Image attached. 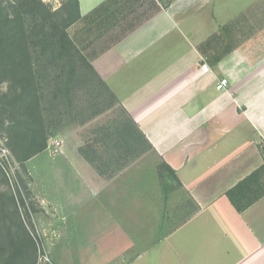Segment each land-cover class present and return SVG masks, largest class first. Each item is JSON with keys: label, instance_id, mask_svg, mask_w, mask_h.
Returning <instances> with one entry per match:
<instances>
[{"label": "crops", "instance_id": "0c3cea01", "mask_svg": "<svg viewBox=\"0 0 264 264\" xmlns=\"http://www.w3.org/2000/svg\"><path fill=\"white\" fill-rule=\"evenodd\" d=\"M79 10L70 37L153 149L106 177L64 142L52 172L67 197L49 228L62 254L48 262L264 264V194L242 211L227 196L264 167V0ZM163 162L179 182L161 181Z\"/></svg>", "mask_w": 264, "mask_h": 264}, {"label": "rangeland", "instance_id": "374dc122", "mask_svg": "<svg viewBox=\"0 0 264 264\" xmlns=\"http://www.w3.org/2000/svg\"><path fill=\"white\" fill-rule=\"evenodd\" d=\"M41 2L44 7L40 6L38 17L32 11L35 6L27 0H0L2 25L7 16L15 17L24 10L22 12L26 17L27 35L29 34L32 44L36 45L33 53L36 61L34 77L38 87L41 117L45 132L50 134L45 150L19 163L13 154V149H19L15 141L19 133L12 134L8 128L7 123L12 114L11 107L6 103L21 90L18 85L12 90L7 83L0 84V232L7 235L11 231L16 238H20L23 225L24 230L29 231L41 246L40 261L48 262L52 258L57 260V256L60 259L62 254L63 237L60 229L55 231L49 228L59 225L57 217H61L62 206L64 208L61 202L67 197L58 180L61 179V173L52 172V167L60 165L62 169L61 165L68 164L62 156V147L66 144L64 142L78 150L79 147L88 148L85 147L87 144H93V152L106 156L115 154L118 151L112 147V140L118 138L116 128L125 115L117 99L111 96V92L78 56L55 59V55L51 56L49 53L51 47L48 42L53 35L54 26L62 17L68 19L75 10L77 0ZM22 7L25 8L21 9ZM16 27L13 26L14 29ZM18 30L19 28L16 29ZM40 41L43 44L46 42V47L39 45ZM7 52L5 49L0 51L5 54ZM0 57L5 56L0 54ZM59 88L63 90L57 97ZM8 107L9 110H6ZM107 138L110 140L107 141ZM95 139L98 141L95 142ZM103 143H107V146ZM22 151L26 153L31 148L26 146ZM81 156L86 159L83 154ZM107 166H102L101 169ZM96 169L98 170L97 167ZM162 171L163 176L158 171L161 181H172L165 167H162ZM110 174L111 171H107L103 175L109 177ZM53 189L56 191L53 192ZM46 246L57 251L48 252L45 250Z\"/></svg>", "mask_w": 264, "mask_h": 264}, {"label": "trees", "instance_id": "16d2710c", "mask_svg": "<svg viewBox=\"0 0 264 264\" xmlns=\"http://www.w3.org/2000/svg\"><path fill=\"white\" fill-rule=\"evenodd\" d=\"M27 2L35 6L32 11L39 17L40 6L44 7L41 0H27ZM24 8L22 7L21 9ZM22 11L24 12V10ZM22 11L15 17L7 16L4 22L5 26L2 25V22L0 23V51L2 49L8 51L7 54L0 53L5 56L0 57V84L7 83L12 90L18 85L21 90L19 94L12 97L10 101L7 100L6 103L7 106L11 107L10 111L12 114L7 123L8 128L12 131V134L19 133V137L15 140L19 149H13V154L19 163H23L45 150L50 136L44 130L45 124L41 117L37 95L38 87L34 77L36 61L35 57L33 58V53L36 45H33L29 40L25 25L26 17ZM46 12L49 13L47 8ZM51 15H54V13ZM79 16V0H77L75 10H73L68 19H63L62 17V20H58L54 26L53 35L49 37L50 40L48 42V46L51 49L47 51H49L51 56L55 55V59H63L70 55L78 56L104 84L91 62L79 50L69 35L68 28L78 20ZM13 26L17 27L14 29ZM43 26L45 27V25ZM18 28L19 30L16 31ZM39 45H45L46 47V42L43 44L40 41ZM104 86L106 87L105 84ZM106 89L108 90L107 87ZM62 90L61 88L58 89L57 97H59ZM110 94L116 100L115 96L112 93ZM122 109L125 116L122 121L118 122L116 128L118 138L112 140V147L118 151L117 153L106 156L97 151L93 152V148H95L93 144H87L85 147L88 148H80L81 153L88 162L97 167L101 174L111 171L109 175L111 176L145 152L153 149L151 143L138 128L130 114L123 107ZM6 110H9V107ZM96 140L98 141V139H95V142ZM106 140L109 141L110 139L107 138ZM106 144L103 143L104 146ZM26 146L31 148V151L26 153L22 151V148ZM105 165H108L107 168L101 169ZM162 167H165L172 180L179 182L176 172L169 164L163 162L160 165L159 170L163 176ZM263 174L264 167H261L227 192V196L237 210H245L264 194V187L262 186L264 185L262 184ZM259 188H261L260 191ZM21 232L22 236L20 238H16L11 231L7 235L0 232V264H54L53 262L40 261L42 254L40 244L36 243L29 231L24 230L23 225Z\"/></svg>", "mask_w": 264, "mask_h": 264}, {"label": "built area", "instance_id": "2783aa9c", "mask_svg": "<svg viewBox=\"0 0 264 264\" xmlns=\"http://www.w3.org/2000/svg\"><path fill=\"white\" fill-rule=\"evenodd\" d=\"M227 85H228V79L227 78H222V79L219 80V82L217 84V87L219 89H224Z\"/></svg>", "mask_w": 264, "mask_h": 264}]
</instances>
